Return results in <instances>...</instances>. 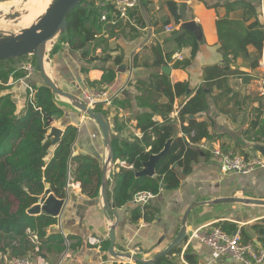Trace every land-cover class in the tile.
Here are the masks:
<instances>
[{
  "label": "crops",
  "instance_id": "crops-1",
  "mask_svg": "<svg viewBox=\"0 0 264 264\" xmlns=\"http://www.w3.org/2000/svg\"><path fill=\"white\" fill-rule=\"evenodd\" d=\"M136 1V7L130 11L131 16L128 14L126 20H121V25L113 30L114 37L108 40L106 53L113 59L121 57L122 60L118 65L114 60L106 63L95 61L90 64L91 69L87 73H82L81 69L86 66L80 58V53L76 52L73 46L58 38L47 52L48 74L52 81L66 92L80 91L81 93L85 89L105 87L104 85L88 87L86 81L100 80L102 71L97 68L114 70L116 77L108 87V92L114 95L121 93L118 99L132 100V110L102 106L103 110L112 111L107 119L103 118L110 121L112 116L117 114L119 122L124 125L120 137L126 140L141 137L140 132L134 128L133 121L135 115L143 112L135 108L134 99L139 95L134 87L135 83L148 82L150 74L156 71L146 65L153 62L154 49H160L162 54L175 49L172 42L173 33H164L163 28L167 25H174L177 31L183 22L181 19L178 24H175L173 17L160 0ZM229 1L231 0H175L179 10L180 4L186 5L187 20L195 22L199 27L202 41L197 42L199 44L197 52L188 68L176 69L173 65L175 62L189 59V45L175 52L171 61L159 70L160 73L165 74L162 68L166 67L169 73L165 75L169 77L172 84L187 82L192 90V92L188 90L174 102L173 111L169 117L175 121L176 135H181L180 123L175 119L181 107L180 104H184L192 97L195 90L202 89L208 94L209 109L198 120H207L210 135L213 137L212 143L205 140L209 147L208 150H204L209 152L208 158L202 156L193 165L189 174L178 173L180 185L177 189H162L148 204L140 205L141 208L146 206L157 209L158 214L152 223L142 220L132 223V210L138 204L129 203L119 209L111 207L118 215L115 228V250L117 252H129L145 260L160 253L176 237L182 217L191 205L224 199L264 201V169H257L247 175L233 173L224 175L219 169V157L210 152V149H220L223 153L264 158V102L256 93V81L264 76V42L261 52L249 44L243 50L244 52L234 62H231L229 68H224L222 42L218 39L216 27L217 21L223 18L240 23L243 21L240 29H245L254 22V18L244 13L243 9L226 7ZM243 1L251 3L257 11L259 0ZM215 4H217L215 7L206 6ZM260 21L263 25L262 18ZM115 24L109 23V25ZM109 30L110 28H107L103 32L108 33ZM191 37L194 38L192 34ZM53 47L54 51L51 52ZM100 51L101 49H97L96 54L98 55ZM134 56H137L136 66L133 64ZM13 85L17 86L15 93L25 94L23 90L26 86L25 80L14 82ZM124 92L128 95L124 96L122 94ZM57 103L63 110V117L58 123H52V125L61 129L62 132L67 126L75 127L77 135L72 144V153L97 158L101 162L102 169L106 159V145L96 124L65 100L57 99ZM221 109L225 114L220 112ZM124 115L127 118L121 119L120 117ZM154 120L159 123L162 121L159 117H154ZM108 124L111 129V124L109 122ZM121 163L123 162L116 158L113 160V165L108 166V193L115 186L117 169H114V166H121ZM65 200V208L58 217L57 224L49 230V232L59 233L64 238V251L57 253L54 250L42 249L36 255H30L32 258L38 257L50 264H132L113 259L107 252L108 248L103 249L104 243L108 242L107 225L114 222V218L101 211L99 195L94 199L84 196L81 194L80 184L68 178ZM262 220H264V205L220 203L196 207L190 211L187 218L188 237L182 245L181 253L175 256L169 252L165 258L174 259V264H186L183 254L189 246L192 254L197 256L199 264H241L228 258L211 261L210 249L190 239L191 233L197 229L208 232L214 226L222 228L223 225L230 223L237 226L235 231L239 234L240 229H249ZM252 235L254 234L251 233ZM252 240L256 244L257 236H252ZM69 245H73L74 249H69ZM0 247H3V243ZM9 257V250L0 251V264L5 263L10 259Z\"/></svg>",
  "mask_w": 264,
  "mask_h": 264
},
{
  "label": "trees",
  "instance_id": "trees-1",
  "mask_svg": "<svg viewBox=\"0 0 264 264\" xmlns=\"http://www.w3.org/2000/svg\"><path fill=\"white\" fill-rule=\"evenodd\" d=\"M5 1L9 0H0V2ZM160 1L173 17L174 23L178 24L181 20L178 3L175 0ZM217 4L206 6L215 7ZM226 7L243 9L244 13L254 18V22L245 29H240L243 21L240 23L227 18L217 21L218 39L222 42L223 66L229 68L231 62L244 52L247 45L250 44L261 52L264 42V24L262 25L260 21V0L257 11L255 6L243 0H231ZM129 15L131 16L130 13ZM99 17L100 10L96 6V1L82 0L68 15L65 31L58 35L59 40L73 46L74 50L80 53V58L86 66L81 69L82 73H87L91 69L90 64L95 61L106 63L114 60L118 65L122 60L121 57L113 59L106 53L108 40L114 37L113 30L121 25V19H113L108 15V22L116 23L115 26L102 23ZM107 28L110 30L104 33L103 30ZM95 35L98 37L94 38ZM173 37L175 49L165 54H162L158 48L154 49L153 62L146 65L156 71L150 74L148 82L139 81L134 86L139 93L134 99L135 108L143 110L133 119L134 128L141 134L140 139L126 140L120 137L124 125L119 122L117 114L107 121L111 124L113 158L114 160L119 158L126 165V167L114 166V169H117L115 186L107 194L113 209L125 207L129 203L137 205L133 203V197L139 192L157 195L162 189H177L180 185L178 173L189 174L193 165L202 156L205 158L209 156L208 151H200L196 147L202 140L212 143L213 138L210 135L207 120H198L209 109L208 94L202 89H197L192 97L184 104H180L181 107L175 119L180 123L181 135L175 136L169 152L156 164L154 176H134V172L142 169L143 163L149 156L158 154L165 142L174 135L175 121L169 117L173 111L174 102L188 90L192 92L187 82L172 84L168 76L159 72L162 66L171 61L173 54L182 48L189 45L190 56L189 59L175 62L173 66L176 69L188 68L197 52L199 44L189 32L178 29L173 32ZM97 49H101L98 55ZM53 51L54 47L51 52ZM136 59L137 56H134V66H136ZM27 61V57L0 61V245L3 243L0 251L9 250L10 259L36 255L42 249L54 250L57 253L65 249L64 238L59 233L49 232L57 224L56 218L45 214L29 215L27 213L33 205L37 204L46 186L55 198L64 199L66 182L70 178L73 182L80 184L81 194L94 199L98 198L101 185V162L90 155L72 153V144L77 135L75 127L64 128L59 141L54 146L52 138H47L48 121L58 123L63 117V110L50 89L37 75L34 58L31 57V60ZM10 63L15 65L10 66ZM27 64L35 67V74L28 77L24 70ZM97 69L102 71L100 80L97 82L87 80L86 84L88 87L104 85L108 88L115 80L114 70ZM9 78H12L13 83L25 80L22 108H18L13 98V91L17 86L8 85ZM35 79L38 80L33 81ZM221 98L223 99V96ZM115 99L114 105L110 108L132 110V100ZM95 112L107 119L112 111L103 110L102 106L98 105ZM220 112L225 114L222 109ZM154 117L161 118V123L155 121ZM157 214L158 211L155 208L146 206L141 208L137 205L132 210V223L140 220L152 223ZM221 229L231 234L237 226L227 223ZM251 233L257 236L256 244L252 240L254 235L251 236ZM239 235L243 243H252L257 249L264 248V220L252 225L249 229H240ZM182 245L173 248L169 254L179 255ZM71 248L74 249V246L69 245V249ZM107 248L108 242H105L103 249ZM183 259L186 264H199L197 256L192 254L189 246L184 251ZM153 264H174V259L167 260L161 257Z\"/></svg>",
  "mask_w": 264,
  "mask_h": 264
},
{
  "label": "water",
  "instance_id": "water-1",
  "mask_svg": "<svg viewBox=\"0 0 264 264\" xmlns=\"http://www.w3.org/2000/svg\"><path fill=\"white\" fill-rule=\"evenodd\" d=\"M28 1V0H25ZM82 0H52L49 4L48 10L34 23L21 31L10 35L0 34V61L12 60L21 57L31 56L35 60V65L37 67L38 74L43 82V84L50 89L51 93L55 98L65 100L71 104L79 112L85 114V116L93 121L104 138L106 145V159L103 162L101 170V185L99 192V199L101 200V211L104 214L111 215L114 218V222L107 225L108 232V242L109 246L107 249L108 254L115 260L131 262L132 264H153L156 260L161 257H166V255L175 247H178L184 243L188 237L186 232V222L190 211L196 207L202 206H212L222 203H241L248 205H264V201L260 200H240V199H224V200H213L208 202L197 203L191 205V207L184 213L178 233L174 240L166 247L163 251L156 254L150 259H142L129 252H117L115 250V228L118 223V215L111 208L107 194H108V177L107 170L109 164L113 165V151L111 145V134L108 122L103 118V116L95 112V110H90L84 106L79 100L78 96L74 93L66 92L60 89L51 79L46 68V57L47 51L46 46L57 37L59 34L63 33L67 27V17L68 15L81 3ZM186 5L184 3L180 4V16L183 22L180 24V29L182 31L189 32L193 35L197 42L202 41V34L199 27L193 21H188L185 15ZM21 14L19 12L11 15V19L19 17ZM162 72L165 74L169 73L166 67L162 68ZM127 96L128 93H122ZM191 118V117H190ZM49 130L47 138H52L53 146L57 144L59 138L62 134V130L54 127L51 120L48 121ZM176 133L169 138L163 149L155 155H150L148 160L143 163V167L140 171H135V177H153L155 174L156 164L169 152L170 146L175 139ZM66 200L55 198L48 190L47 186L44 194L39 198L37 204L33 205L27 213L29 215H41L45 214L53 218L58 219L65 208ZM235 231L234 234H236Z\"/></svg>",
  "mask_w": 264,
  "mask_h": 264
},
{
  "label": "built area",
  "instance_id": "built-area-1",
  "mask_svg": "<svg viewBox=\"0 0 264 264\" xmlns=\"http://www.w3.org/2000/svg\"><path fill=\"white\" fill-rule=\"evenodd\" d=\"M96 6L100 10V21L109 24L107 17L110 15L113 19L126 20L130 11L136 7V0H95ZM260 15L264 21V0H260ZM114 23V22H112ZM177 29L174 25H167L163 28L164 33L171 34ZM25 72L27 77L34 73L35 67L31 64L26 65ZM256 93L264 102V76L259 78ZM116 95L109 93L105 88H89L81 92L78 96L81 103L90 110H95L96 106L109 107ZM201 151L208 150L205 140L196 145ZM211 154L219 157L220 172L226 174L247 175L257 169H264V158L247 157L242 154L223 153L220 149H210ZM122 167H126L125 163H121ZM130 168V167H129ZM154 197L150 192H139L133 197V203L138 205H146ZM190 239H194L204 244L210 249L211 261L221 258H228L234 262L241 264H263L264 248L257 249L252 243H243L240 235L228 234L220 227H212L208 232L202 229L194 230ZM3 264H50L38 257L32 258L26 255L20 258L7 260ZM60 264V263H59Z\"/></svg>",
  "mask_w": 264,
  "mask_h": 264
},
{
  "label": "bare ground",
  "instance_id": "bare-ground-1",
  "mask_svg": "<svg viewBox=\"0 0 264 264\" xmlns=\"http://www.w3.org/2000/svg\"><path fill=\"white\" fill-rule=\"evenodd\" d=\"M51 0H11L0 3V15H5L15 11L21 15L13 20L0 21V32H7L11 29H25L30 27L36 19L41 17L49 7ZM52 44V41L48 45ZM47 45V46H48ZM46 46V51H47ZM46 68H48V61L46 59Z\"/></svg>",
  "mask_w": 264,
  "mask_h": 264
},
{
  "label": "rangeland",
  "instance_id": "rangeland-1",
  "mask_svg": "<svg viewBox=\"0 0 264 264\" xmlns=\"http://www.w3.org/2000/svg\"><path fill=\"white\" fill-rule=\"evenodd\" d=\"M11 1V0H10ZM52 1V0H51ZM5 2H7V1H5ZM1 3V2H0ZM16 11V10H15ZM15 11H13V12H8V13H6L5 15H0V21H4L5 19L6 20H13V19H11L10 18V16L11 15H14L15 14ZM22 29H11V30H9V31H7V32H0V34L1 35H10V34H15V33H17V32H19V31H21ZM57 38H58V36L57 37H55V38H53V40H52V44H53V42L55 41V40H57ZM50 47H51V44L50 45H48L47 46V52H48V50L50 49ZM47 58V57H46ZM27 59H28V61L29 60H31V56H28L27 57ZM27 61V62H28ZM10 66H14L15 65V63H10L9 64ZM32 66V65H31ZM33 67V66H32ZM49 68V67H48ZM24 70H25V68H24ZM35 72V71H34ZM49 72V71H48ZM36 73H38V72H36ZM38 75V74H37ZM11 84H13V82H12V78H9L8 79V85H11ZM100 88H105V89H107L108 90V88H106V87H100ZM74 93H75V95H77V96H80V91H74ZM120 94L121 93H118L115 97H114V99L115 98H117V97H119L120 96ZM24 94L23 93H15L14 91H13V98H14V100L16 101V103H17V105H18V108H22V103H23V96ZM58 99V98H57ZM112 100V103H113V101H115V100ZM261 99V98H260ZM58 100H61V99H58ZM262 100V99H261ZM263 101V100H262ZM112 103H111V105L109 106V107H111L112 106ZM121 119H125V118H127L125 115H124V117L123 116H121L120 117Z\"/></svg>",
  "mask_w": 264,
  "mask_h": 264
}]
</instances>
